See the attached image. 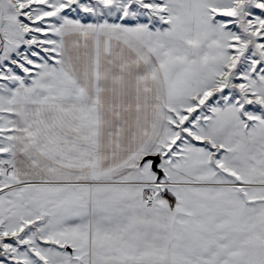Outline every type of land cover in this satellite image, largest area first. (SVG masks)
Instances as JSON below:
<instances>
[{
  "label": "snow or ice",
  "instance_id": "snow-or-ice-1",
  "mask_svg": "<svg viewBox=\"0 0 264 264\" xmlns=\"http://www.w3.org/2000/svg\"><path fill=\"white\" fill-rule=\"evenodd\" d=\"M0 264H264V0H0Z\"/></svg>",
  "mask_w": 264,
  "mask_h": 264
}]
</instances>
